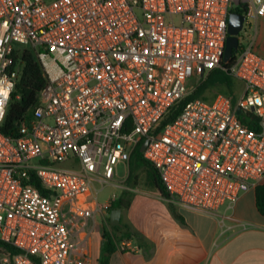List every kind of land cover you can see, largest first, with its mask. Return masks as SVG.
I'll list each match as a JSON object with an SVG mask.
<instances>
[{
  "label": "built area",
  "instance_id": "2783aa9c",
  "mask_svg": "<svg viewBox=\"0 0 264 264\" xmlns=\"http://www.w3.org/2000/svg\"><path fill=\"white\" fill-rule=\"evenodd\" d=\"M236 9L246 21L227 60ZM258 19L264 0H0V264H70L80 248L74 226L110 225L115 198L101 204L98 187L130 168L146 140L144 159L169 204L218 215L258 186L264 56L244 38ZM26 47L48 81L13 138L2 127L11 68ZM217 69L244 83L242 95L189 101L165 123L196 90L194 78ZM118 249L141 250L134 239Z\"/></svg>",
  "mask_w": 264,
  "mask_h": 264
},
{
  "label": "crops",
  "instance_id": "0c3cea01",
  "mask_svg": "<svg viewBox=\"0 0 264 264\" xmlns=\"http://www.w3.org/2000/svg\"><path fill=\"white\" fill-rule=\"evenodd\" d=\"M256 24L254 47L264 56V19L256 20ZM259 185H264V178ZM256 188L242 194L233 206L224 205L218 215L175 206L183 220L181 223L158 191L149 196L154 199H145L156 209L135 214L140 195H147L146 192L128 185L121 187L122 192L136 193L130 208L123 211L121 222L140 232L146 238L147 247L139 252L118 249L111 255L106 254L109 264H264V215L257 207ZM89 220L84 229L73 228L74 240L80 248L70 264H100L104 238L99 231L97 234L96 228L93 230L94 221Z\"/></svg>",
  "mask_w": 264,
  "mask_h": 264
},
{
  "label": "trees",
  "instance_id": "16d2710c",
  "mask_svg": "<svg viewBox=\"0 0 264 264\" xmlns=\"http://www.w3.org/2000/svg\"><path fill=\"white\" fill-rule=\"evenodd\" d=\"M235 12L244 14V11L240 9H236ZM234 59H232V61ZM14 62L15 63L13 64L11 69L17 72L16 86L12 94V99L7 108L2 132L9 137L17 138L20 136V124L25 119L29 118L32 109L36 107L39 93L46 86L48 78L43 66L36 56L35 51L31 47H26L22 51V54L19 58L15 57ZM231 78L234 77L230 74L229 71H225L224 69H217L213 71L193 93L187 96L179 104L177 111L172 116H170V118L165 123L172 120L189 101L202 98L203 95L207 91H209V89L216 85H225L228 86L230 90H232L230 85ZM228 96L231 97L234 101L236 100L235 93L233 91H231V94ZM213 100H210L209 102ZM240 120L243 123L247 124L243 116H240ZM134 168L146 169L148 173V181L152 182L155 185L160 196L165 199L169 197L168 191L158 171L152 164L144 159L142 145L137 148L135 155L132 157L130 169L133 170ZM131 179L132 171L126 182L128 183ZM36 186L41 189L40 183L37 182ZM132 198L133 193L129 190H124L117 199L112 201L110 210H128L132 204ZM256 198L258 210L261 214L264 215V185L257 186ZM170 209L174 217L182 223L183 220L177 213L176 207L170 204ZM103 238V254L100 258V264H109V257L106 254L111 255L116 252L118 250V244L125 240L134 239L136 240L140 248L147 247L145 245L146 238L132 227L124 225L123 222H121L118 226L105 229L103 232ZM13 252L17 253L18 251L13 250Z\"/></svg>",
  "mask_w": 264,
  "mask_h": 264
},
{
  "label": "rangeland",
  "instance_id": "374dc122",
  "mask_svg": "<svg viewBox=\"0 0 264 264\" xmlns=\"http://www.w3.org/2000/svg\"><path fill=\"white\" fill-rule=\"evenodd\" d=\"M258 31V27L256 24V21L253 20V24L252 27L249 28V30H247L248 32V37L245 36V40L248 42H251L252 39L255 38V34ZM255 45V43H254ZM203 82L201 80H198L197 78H194L193 80V87L195 89L198 88V86H200ZM230 85H231V89L230 90L228 88V86L225 85H216L214 87H212L211 89H209V91H207L202 98L210 101L215 99V97L219 94H225V95H230L231 91H233L235 93V97L236 99H238L242 93H243V84L242 82H240L239 80H237L236 78H231L230 80ZM131 171H132V179L127 183L126 181L128 180L129 176L131 175ZM130 186L131 188H135L138 189L139 192H146V194L148 195H140V200H138L135 210L133 211L135 214H139L140 212H147V211H152L153 209H156V206L151 202V201H146L145 199H152L153 197H149L151 194H156L157 193V189L155 187V185L148 181V173L146 169H138V168H134L133 170H131L130 168H126L123 165L119 166V177L116 178L115 182L112 185H107L104 188H100L97 200L101 203V204H105L107 202L112 201L114 198L119 197L122 193V190L120 189L123 186ZM130 191V190H129ZM132 192V191H130ZM133 193V192H132ZM138 194V193H137ZM136 193L133 194V198L135 197ZM132 198V200H133ZM154 199V198H153ZM144 201V203H142ZM127 211V210H126ZM133 213V214H134ZM90 222V220L88 221ZM89 226V225H88ZM112 226L110 225H104L101 223L97 224L96 230L95 228L93 230H95L97 232V234L100 232L101 235L103 236V232L105 229H109ZM99 231V232H98Z\"/></svg>",
  "mask_w": 264,
  "mask_h": 264
},
{
  "label": "water",
  "instance_id": "95a60500",
  "mask_svg": "<svg viewBox=\"0 0 264 264\" xmlns=\"http://www.w3.org/2000/svg\"><path fill=\"white\" fill-rule=\"evenodd\" d=\"M246 17L244 14L233 12L230 15L229 18V26H228V32L229 37L226 44L225 49V58L228 60L234 55V52L239 48V37L241 32L244 30ZM238 114L241 113V110L239 109L237 111ZM148 144V140L143 145L142 152L144 151V148ZM123 210L121 209H114L110 213V225L112 227L118 226L121 223V217H122Z\"/></svg>",
  "mask_w": 264,
  "mask_h": 264
}]
</instances>
